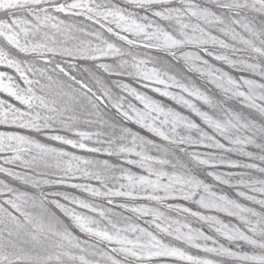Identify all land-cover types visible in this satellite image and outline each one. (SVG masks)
Instances as JSON below:
<instances>
[{
  "label": "snow or ice",
  "instance_id": "1",
  "mask_svg": "<svg viewBox=\"0 0 264 264\" xmlns=\"http://www.w3.org/2000/svg\"><path fill=\"white\" fill-rule=\"evenodd\" d=\"M0 264H264V0H0Z\"/></svg>",
  "mask_w": 264,
  "mask_h": 264
}]
</instances>
